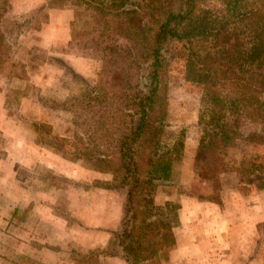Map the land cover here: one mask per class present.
<instances>
[{
	"label": "trees",
	"instance_id": "obj_1",
	"mask_svg": "<svg viewBox=\"0 0 264 264\" xmlns=\"http://www.w3.org/2000/svg\"><path fill=\"white\" fill-rule=\"evenodd\" d=\"M54 1L72 11L63 49L94 53L95 74L89 78L68 64L69 78L53 73L66 93H43L26 64L53 62L56 69L54 61L63 60L43 51L14 59L12 51L23 47V34L38 32L48 21V1L14 14L12 0H0V76L26 80L10 88L4 104L12 111L30 99L70 112V128L64 133L47 120L31 118L35 143L108 174L94 178L93 185L121 195L118 222L106 244L76 251L74 264H99L101 254L120 256L125 264H166L176 245L181 203L157 195L179 183L174 169L185 140L183 129L173 140L163 136L168 124L160 78L164 48L172 42L183 47L184 78L200 92L201 133L193 160L198 179L209 189L203 198L222 205L226 171L262 190L264 0ZM3 151L0 147V157ZM263 226L264 220L257 223L259 232ZM11 255L0 250V264H16Z\"/></svg>",
	"mask_w": 264,
	"mask_h": 264
},
{
	"label": "rangeland",
	"instance_id": "obj_2",
	"mask_svg": "<svg viewBox=\"0 0 264 264\" xmlns=\"http://www.w3.org/2000/svg\"><path fill=\"white\" fill-rule=\"evenodd\" d=\"M18 5L16 7V2H12V6L16 7L14 11L20 8V3ZM21 8L24 9L25 6ZM53 30L54 26H51L50 33ZM61 30L62 27H59L58 32ZM38 37L39 34L34 32L23 34L19 39L23 47L16 45L12 56L14 59H24L32 51L60 56L63 63L56 59V69L53 68V62L26 64L31 81L40 86L43 93L47 91L53 96L66 93L67 87L61 86V80L53 73L57 70L59 77L69 78L68 64L93 78L97 62L94 53L56 54L54 48H45L39 44ZM56 49L60 50V47ZM184 54L183 47L178 43L166 44L164 48L160 78L167 95L168 124L163 136L167 140H173L183 129L185 144L187 142L189 146L188 154H191L195 151L201 133L198 124L200 92L186 83ZM25 82L24 79L0 76V147L4 150L0 157V241L3 245L0 250L12 254L16 264H74L76 251L102 248L88 246L93 240L92 233L79 219L88 223L92 218H116L120 205L119 194L114 190H101L94 186V178L106 175L90 171L86 162L65 159L35 143V129L30 122L31 118L47 120L53 124L56 132L64 133L70 128V112L56 110L30 99H23L17 109L9 111L4 104L5 94H10V88L23 86ZM236 148H243L240 142ZM184 156L185 150L182 160ZM181 162L174 169L179 185L170 186L168 191L173 189L179 194L186 190L196 196H205L209 189L198 179L195 166L194 175L190 169L184 175ZM232 181L236 182V177L233 180L228 174L223 177L226 185ZM237 185L248 197L256 190L244 182L237 181ZM259 193L262 194L259 197L264 210V190ZM235 206L237 205H233L234 208L230 206L231 213L237 210ZM251 253L260 255L263 262L264 226L259 232L257 250L254 253L253 249ZM108 256L101 254L99 264H125L121 257L119 259L112 256L109 259ZM230 258L232 256L221 253L183 257L186 264H229ZM260 259L252 264H260ZM184 262L180 261V256H174L171 264ZM244 263L249 264V260H244Z\"/></svg>",
	"mask_w": 264,
	"mask_h": 264
},
{
	"label": "crops",
	"instance_id": "obj_3",
	"mask_svg": "<svg viewBox=\"0 0 264 264\" xmlns=\"http://www.w3.org/2000/svg\"><path fill=\"white\" fill-rule=\"evenodd\" d=\"M13 1L16 2V7H18L20 3V8L14 11L16 7L12 6L11 10L14 11L12 12L14 14H22L44 0H12V2ZM53 2H55V4ZM53 2L48 1L47 3L49 19L44 22L40 30L35 33L37 35L39 34V39L37 41L45 48H54V53L56 54H68L71 52L65 51L63 47L64 42L70 37L69 20L72 16V11L69 8H60L56 1ZM23 5L25 6L24 9L21 8ZM51 26H54L55 31L53 30V32L50 33ZM59 27H62L61 32H58ZM57 47H60V50L56 49ZM188 147L186 142L184 147L186 156H184L181 162L182 173L185 175V172L190 169L194 175V153L191 152V154H188ZM87 168L94 173H103L90 169L89 167ZM103 174H105L106 177L108 176L106 173ZM227 174L232 176V180L233 177H236L238 181V175L235 171H226L222 173V205L203 197L187 193L186 190L179 192V194H176L177 191L173 189L170 191L167 190L165 193H158L157 198H159V200L176 198L181 203L179 223L174 226L176 245L171 252L170 261L166 264H171L174 256H180V261L183 263L184 256L188 258V256L215 253L232 256V258L229 259V261H231L229 264H245L244 260H249V264H252L256 263V261L261 258L260 255L257 256V253L253 255L251 252L253 249L254 253L257 250V240L259 237L257 223L264 220L263 204L259 197L262 194L259 193V189H256L254 192L252 191V194L248 197L247 194L240 191L237 181H232L229 185H226V183L224 184L223 177ZM184 175H182V179ZM169 188L170 187H168V189ZM99 189L103 190L105 188L99 187ZM118 198L120 205L116 218H110L111 216L109 218H90L91 220L88 223L78 218L79 221L85 223V227H89V231L92 233L91 240H93L88 245L89 247H103L106 244L110 230L117 225L120 215L122 206L120 194ZM250 199L253 201L250 202ZM233 205H237L235 206L237 210L231 213L230 206L234 208ZM237 213L238 215H236ZM112 256L114 257L117 255ZM112 256L109 255V259H111ZM117 257L119 258L120 256ZM261 260L262 259H260L258 263L262 264L263 262H261ZM185 262L184 264H186Z\"/></svg>",
	"mask_w": 264,
	"mask_h": 264
}]
</instances>
